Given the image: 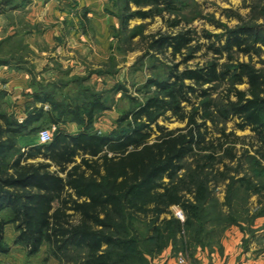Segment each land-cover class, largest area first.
I'll list each match as a JSON object with an SVG mask.
<instances>
[{
  "label": "trees",
  "instance_id": "1",
  "mask_svg": "<svg viewBox=\"0 0 264 264\" xmlns=\"http://www.w3.org/2000/svg\"><path fill=\"white\" fill-rule=\"evenodd\" d=\"M191 5L198 6L196 0H114L117 38L119 33L133 39L140 35L144 24L130 29L134 20L161 17L170 32L150 38L148 51L157 62L167 56L173 63L154 68L155 74L137 89L143 99L133 97L126 85L108 92H122L132 104L112 132L95 128L99 115L112 107L105 92L81 88L73 95L66 91L69 83L34 80L24 118L8 111L0 92V256L11 250L5 231L13 225L14 245L31 257L46 247L60 264H150V255L138 248L141 241L160 250L176 245L178 235L196 228L199 214L206 211L202 208L212 203L210 176L224 179L229 173L227 164L223 171L219 164L232 159L236 140L242 141L226 132L230 121L237 118L240 130L254 133L260 144L255 153L264 159V68L233 56L264 54V21L258 22L264 18V3L252 8L260 17L225 27L208 46L211 60L180 70L203 47L196 42L194 19L186 15ZM178 57L182 60L174 63ZM24 59L0 58V66L25 70L29 62ZM241 85L247 89L240 90ZM220 90L222 95L214 98ZM170 118L187 124L170 131L159 122ZM70 123L77 131L66 129ZM44 128L51 131L50 143L19 145L20 137ZM243 154L263 168L249 150ZM240 182L250 195H263L264 185L252 178L244 175ZM173 206L187 214L184 224L168 217Z\"/></svg>",
  "mask_w": 264,
  "mask_h": 264
},
{
  "label": "rangeland",
  "instance_id": "2",
  "mask_svg": "<svg viewBox=\"0 0 264 264\" xmlns=\"http://www.w3.org/2000/svg\"><path fill=\"white\" fill-rule=\"evenodd\" d=\"M196 3L198 6L191 5L193 9L190 11L187 9L186 15L194 19L191 24L192 29L197 34L195 36L196 42L203 47L196 54L194 60L187 64L180 63V70L186 67L195 68L197 65H204L211 60L213 53L208 50V46L217 42V36H221L225 32V27L234 28L241 24V20L250 22L254 16L260 17V12L258 10L252 11V8L262 6L264 1L196 0ZM61 7L62 10L69 13V18L73 21V23L70 21V24H74V28L80 29L82 34L88 35L85 50L73 53V48L69 47V41L72 45L73 43L83 44L76 37L72 38L68 34L55 38L52 36V32L58 25L61 26L62 32L66 33L69 28L68 21L54 15L43 22L39 20L26 22L25 15L20 14L12 17L9 22L18 26L19 33L30 34V38L33 40L25 45L20 38H4L0 42V58L13 60L23 57L25 58L24 61L29 62L27 63L29 65L37 59V54L33 48L46 49L49 53L45 56L51 60V63L56 60L55 68L62 74L61 78L63 79L58 80V82L60 84L61 82L73 83V86L68 89L69 93L76 95L81 88H87L90 92L94 91L95 93L105 92L108 105L112 107L109 111L99 115L95 128L101 133L112 132L116 128V121L121 113L128 110L132 104L128 97L123 96L122 92L115 95L113 92L108 95V92L114 89L117 84L126 85L133 97L143 99L144 96L137 89L155 74L154 68L161 67L163 70V65L170 66L173 63L171 58L167 56H159L161 62H157L152 57L154 55L148 51L150 38L158 36L159 33H168L170 30L161 17L147 21L134 20L131 22L130 29H135L144 24L140 35L133 39L130 38V34L119 33L117 38L119 21L114 16V0H65ZM195 11H197L196 13L200 11L203 13L194 16L196 13L193 15V12ZM263 21L264 18L258 19L259 23ZM43 31L50 33L46 37H32L35 34L40 35ZM209 34H211V39L206 37ZM57 42H59L60 47H57L56 44V48L53 49L54 43ZM57 48L60 49L59 53L56 51ZM233 56L240 62H251L258 69L264 68V54L249 57L233 52ZM73 60L81 63V67H83L77 71L79 72L77 74H74L75 70L69 66L63 68V64L68 65L70 63L67 62H73ZM181 60L182 58L178 57L174 63H179ZM226 61L227 53L220 59V63L224 64ZM239 89L246 90L247 85H241ZM221 91L219 94H215L214 98L222 95ZM159 122L160 125L165 126L170 131L183 129L187 124L178 121L176 118L163 119ZM239 123L240 121L235 118L227 124L226 132H233L242 141L236 140L237 144L232 159L228 157L224 160V164H219L221 171L225 169V164L228 165L229 173L226 177L223 179L210 176L209 186L212 203H208L207 208H202L206 211L199 214L201 221L195 222L196 228L192 230L185 228L183 233L176 238V245H170V247H165L162 250L154 248L153 243L150 245L142 240L138 248L141 250L140 252L150 255L148 256L151 261L150 264H165L167 255H173L172 257L178 260L187 256L190 264H194L195 256L199 251H207L209 254L223 251L230 238H236L238 232L243 236L242 249L252 251L251 255L256 258H264V193H262L263 195H250V192L240 182L241 178L246 175L248 178H252L255 184L262 187L264 185V159L255 153L260 144L254 133L250 129L240 130L238 128ZM44 129L49 130L48 128ZM213 135L218 136V134ZM157 136L158 133L153 135L151 140H156ZM231 140L233 142V139ZM247 150H249V155L258 157L259 164H262L263 168L258 169L257 164H251L249 159L243 157V153ZM186 164L189 168L192 162L189 161ZM256 170L257 175L254 174ZM187 196V198L193 199L191 195ZM168 217L180 220L183 224L188 218L181 206L171 207ZM232 219L236 223H233ZM136 224L141 230L145 229V223L138 222ZM12 234L16 235L14 228ZM7 239L11 243V250L6 258H0V264H60L58 260L49 256L46 247L38 255L31 257L23 246H15L10 236ZM64 264L70 263L65 262Z\"/></svg>",
  "mask_w": 264,
  "mask_h": 264
},
{
  "label": "crops",
  "instance_id": "3",
  "mask_svg": "<svg viewBox=\"0 0 264 264\" xmlns=\"http://www.w3.org/2000/svg\"><path fill=\"white\" fill-rule=\"evenodd\" d=\"M63 1L65 0H0V42L6 37H14L15 39L20 38L25 45L33 40L30 38V34L18 32V26L15 23L9 22L12 17L22 14L25 15L26 22L35 20L43 22L45 19H50L51 16L55 15V17H60L62 20L68 21L67 25L69 28L68 31L64 33L62 32L61 26L58 25L55 31L52 32V36L55 38L63 34H68V36L72 38L76 37L83 44L73 43L72 45L71 41H69L68 44L71 49L73 48V53L85 50L88 35L86 33L85 35L82 34L80 29L74 28V24H70V21L72 23L73 21L69 18V13L62 10L61 5ZM49 33V31H43L40 35L35 34L32 35V37H46ZM54 44L53 49L56 48V44L57 47H60L59 42ZM33 50L37 54V59H35L34 62L32 61L29 65H24L26 68L25 70H17L9 65L0 66V92L4 94L5 106L10 113L19 118H24L28 114V104L33 101L30 96L35 87L33 85L34 80L43 84H50L63 79L61 78L62 74L55 68L56 60L51 63V60L45 56L48 55L47 53H49V51L41 49L40 47L36 49L33 48ZM56 51L59 53L60 49ZM67 63L70 64L66 65L62 63L63 68L69 66L75 70L74 74L79 73L77 71L83 68L81 67L82 64L76 60H73V62L68 61ZM72 86L73 83L69 85L66 91ZM66 129L70 132H75L78 127L75 123H70ZM18 141L21 147H32L40 144L38 135L22 136ZM13 228V225H8L5 231L6 242L10 246L11 243L8 241L7 237L10 236L12 242L15 241L17 237V233L16 235L12 234ZM236 236V238H230L228 241L229 243L224 246V250L216 254H209L207 251H199L195 256L194 264H264V258H256L251 255L252 251L249 252L242 249V234L238 232ZM9 253L1 255L0 258H6ZM172 256L167 255V257H165V264H180V259H175Z\"/></svg>",
  "mask_w": 264,
  "mask_h": 264
},
{
  "label": "built area",
  "instance_id": "4",
  "mask_svg": "<svg viewBox=\"0 0 264 264\" xmlns=\"http://www.w3.org/2000/svg\"><path fill=\"white\" fill-rule=\"evenodd\" d=\"M40 144H48L51 142L52 136L51 132L47 129L41 130L38 134ZM181 215V214H180ZM182 218V216H181ZM180 264H190L189 258L187 256L180 258Z\"/></svg>",
  "mask_w": 264,
  "mask_h": 264
}]
</instances>
